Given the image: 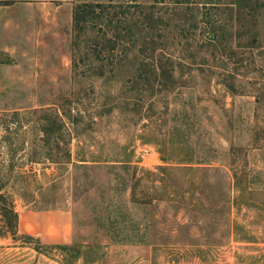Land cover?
<instances>
[{"label": "rangeland", "instance_id": "1", "mask_svg": "<svg viewBox=\"0 0 264 264\" xmlns=\"http://www.w3.org/2000/svg\"><path fill=\"white\" fill-rule=\"evenodd\" d=\"M0 183L73 217L0 264H264V0H0Z\"/></svg>", "mask_w": 264, "mask_h": 264}, {"label": "trees", "instance_id": "2", "mask_svg": "<svg viewBox=\"0 0 264 264\" xmlns=\"http://www.w3.org/2000/svg\"><path fill=\"white\" fill-rule=\"evenodd\" d=\"M93 8L89 9V12H93ZM31 112V111H29ZM16 119L19 125V127L21 128H25L24 132L28 133L30 131H34L35 133V137H38V145H40V148L42 150L39 151V153L42 155L41 159H38L40 157H34L33 155L31 156V161L32 162H36V161H48L51 164L57 163L58 161H56L52 155V151L48 150L47 148V140H45L44 137H49L52 139V137H56L55 133H54V126H61V124L65 123V121L62 118H58V119H52L49 118L47 116H38V117H32L30 116H20L19 111H14L12 113ZM8 130H10L9 128H7ZM19 132V130L15 133L17 136L19 134H17ZM9 133H11L9 131ZM14 133V131H13ZM8 134L6 136V139H9V145L13 146V137L11 138L12 135ZM23 138L20 141L22 143V145H32V140L27 138L25 135H22ZM35 142V141H34ZM35 151L37 153V150L35 148ZM84 160V159H82ZM50 208V204H46L44 206H40L35 208L34 210H44V209H48ZM0 222L3 225V228L5 229V232L0 231V235L5 236V233H10L12 234L14 237H16L19 233V211L15 206V202L13 197L11 196V193H9V191H7L6 189V185L3 183H0ZM30 235V234H29ZM26 236V235H25ZM32 236V235H31ZM40 240V239H39ZM41 241V240H40ZM42 242V241H41ZM59 247H67V245H56Z\"/></svg>", "mask_w": 264, "mask_h": 264}, {"label": "crops", "instance_id": "3", "mask_svg": "<svg viewBox=\"0 0 264 264\" xmlns=\"http://www.w3.org/2000/svg\"><path fill=\"white\" fill-rule=\"evenodd\" d=\"M19 231L43 242L69 244L73 239V217L68 210H19Z\"/></svg>", "mask_w": 264, "mask_h": 264}]
</instances>
